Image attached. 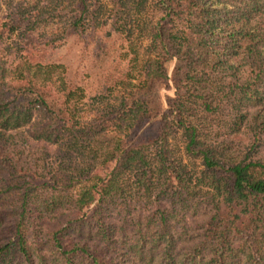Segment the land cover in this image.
Listing matches in <instances>:
<instances>
[{
    "label": "trees",
    "instance_id": "trees-1",
    "mask_svg": "<svg viewBox=\"0 0 264 264\" xmlns=\"http://www.w3.org/2000/svg\"><path fill=\"white\" fill-rule=\"evenodd\" d=\"M1 8L0 264H264V0Z\"/></svg>",
    "mask_w": 264,
    "mask_h": 264
},
{
    "label": "rangeland",
    "instance_id": "rangeland-1",
    "mask_svg": "<svg viewBox=\"0 0 264 264\" xmlns=\"http://www.w3.org/2000/svg\"><path fill=\"white\" fill-rule=\"evenodd\" d=\"M2 12H3V9L1 8L0 9V17H2ZM48 33V31H46V34ZM64 50L65 48L63 46H60L58 47L56 50H55V56L56 58H61L64 54ZM165 94H168V95H171V92L170 91H161V95L164 96Z\"/></svg>",
    "mask_w": 264,
    "mask_h": 264
}]
</instances>
